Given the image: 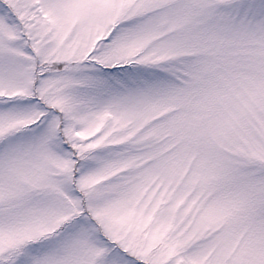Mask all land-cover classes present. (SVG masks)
Returning <instances> with one entry per match:
<instances>
[{
    "label": "snow or ice",
    "instance_id": "1",
    "mask_svg": "<svg viewBox=\"0 0 264 264\" xmlns=\"http://www.w3.org/2000/svg\"><path fill=\"white\" fill-rule=\"evenodd\" d=\"M0 264H264V0H0Z\"/></svg>",
    "mask_w": 264,
    "mask_h": 264
}]
</instances>
